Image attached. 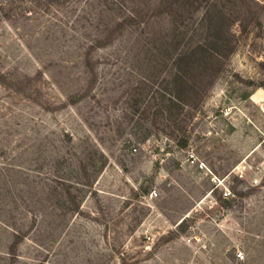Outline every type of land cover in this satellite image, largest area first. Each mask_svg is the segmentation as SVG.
I'll return each mask as SVG.
<instances>
[{
    "label": "rangeland",
    "instance_id": "obj_1",
    "mask_svg": "<svg viewBox=\"0 0 264 264\" xmlns=\"http://www.w3.org/2000/svg\"><path fill=\"white\" fill-rule=\"evenodd\" d=\"M121 1L0 0V264H264V0L172 109V18L104 43Z\"/></svg>",
    "mask_w": 264,
    "mask_h": 264
},
{
    "label": "trees",
    "instance_id": "obj_2",
    "mask_svg": "<svg viewBox=\"0 0 264 264\" xmlns=\"http://www.w3.org/2000/svg\"><path fill=\"white\" fill-rule=\"evenodd\" d=\"M232 3L238 4L237 0H149L145 6L141 2H134L128 12L119 14L114 30L106 38L108 40H105L107 36L102 32L95 36L85 52V65L94 71L90 48L96 43H103V40L104 43L110 41L111 33L133 25L141 35L150 38L154 22L162 16H170L171 28L162 36L163 46L169 54L166 66L171 76L164 106L169 109L175 105L196 108L205 96L208 85L225 69V59L236 49L232 25L238 22L240 31H247L249 22L244 15L235 17L228 13L227 5ZM247 8L252 15L250 19L254 23L259 22V15L250 1ZM200 9L202 14L198 20L196 12Z\"/></svg>",
    "mask_w": 264,
    "mask_h": 264
},
{
    "label": "built area",
    "instance_id": "obj_3",
    "mask_svg": "<svg viewBox=\"0 0 264 264\" xmlns=\"http://www.w3.org/2000/svg\"><path fill=\"white\" fill-rule=\"evenodd\" d=\"M153 193H157V191L156 190H153ZM239 256H242L243 255V253L242 252H239V254H238Z\"/></svg>",
    "mask_w": 264,
    "mask_h": 264
}]
</instances>
